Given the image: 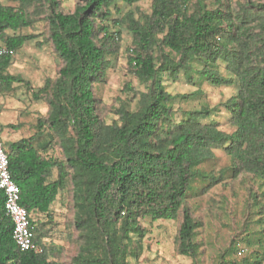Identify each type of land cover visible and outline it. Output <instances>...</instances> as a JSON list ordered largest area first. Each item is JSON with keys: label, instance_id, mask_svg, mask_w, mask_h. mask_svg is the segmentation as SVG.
Returning <instances> with one entry per match:
<instances>
[{"label": "trees", "instance_id": "trees-1", "mask_svg": "<svg viewBox=\"0 0 264 264\" xmlns=\"http://www.w3.org/2000/svg\"><path fill=\"white\" fill-rule=\"evenodd\" d=\"M9 1L16 5L0 0L1 42L18 52L34 41L36 36L20 31L32 26L31 10L42 8L62 65L53 81L46 79L31 92L32 99L47 104L46 116L36 119L29 137L4 143L19 204L44 250L16 247L0 191V264H137L145 251L141 222L177 219L175 252L197 264L195 232L201 224L187 207L188 197L204 195L241 173L264 187V0H245L236 10L231 0H214L211 8L203 0H151L149 13L128 11L111 24L117 3L133 6L140 0H79L71 13L62 12L60 0ZM120 25L131 37L128 69L147 87L133 95L134 109L121 104L117 119L106 124L98 115L93 86L111 66L109 57L119 53ZM12 59L0 57V96L21 84L30 89L8 72ZM220 63L228 77L218 70ZM164 75L172 82L182 76L198 90L173 96L161 83ZM204 83L236 86V94L211 108L181 111L177 119L173 102L197 96ZM221 110L229 114V133L210 120ZM54 145L60 157L49 154ZM217 151L229 165L205 170L207 163L215 166ZM68 190L76 250L62 262L56 259L57 247L41 242L54 222L51 206ZM259 195L264 199V191L248 189V207H256L262 218ZM235 244L219 253L216 264H264L259 251L240 261L227 259L232 248L244 252Z\"/></svg>", "mask_w": 264, "mask_h": 264}, {"label": "rangeland", "instance_id": "rangeland-1", "mask_svg": "<svg viewBox=\"0 0 264 264\" xmlns=\"http://www.w3.org/2000/svg\"><path fill=\"white\" fill-rule=\"evenodd\" d=\"M203 1L209 8L213 6L214 0ZM78 2L79 0H60V9L64 13H71ZM244 2L245 0H231V7L236 10L243 6ZM1 3L16 5L9 0H1ZM150 4L151 0H140L133 6L117 3L116 7L119 12L111 11L112 17L108 24H111V19L122 18L128 11H132L135 16L140 13L147 14L150 11ZM31 12L34 22L31 27L22 29L20 34H32L36 36V39L27 42L20 51L16 52L8 68L11 75L20 76L27 81L30 89H26L21 84L16 86L14 93L0 96V132L4 143L29 137L33 133L32 127L36 119L46 116L47 104L42 100L32 99L31 92L42 87L46 79L53 81L62 65L48 39V23L45 17L47 12L42 8L31 10ZM110 28L114 30L112 25ZM118 28L120 29L119 53L109 57L111 66L106 71L103 80L93 86L98 115L106 124H111L117 119L115 111L121 104H129L130 108L134 109L136 101L132 99L133 95L144 91L147 87V84L139 83L128 69L127 58L131 37L124 25ZM218 70L223 76L228 77L223 64L218 65ZM161 83L173 96L190 94L198 90V86L187 84L182 76L178 81L172 82L164 75ZM127 86H130L132 91H127ZM199 90L200 93L197 96L173 102L172 109L177 119L181 111L195 110L200 107L211 108L236 94V86L213 87L204 83ZM228 118L229 114L221 110L210 120L217 122L221 130L229 133L232 128L228 124ZM202 121L206 122L207 119ZM7 125L17 127L9 128ZM49 154L60 157L61 151L58 145H54ZM216 156L215 166L212 167L207 163L203 166L205 170L209 171L213 168L217 172L220 168L229 165V158L221 151H217ZM196 186L198 182L195 183ZM248 189L259 194L264 191V187L257 178L241 173L236 179L227 178L222 184L211 188L204 195L191 194L188 197L187 207L193 218L201 224L195 232V242L199 251L197 264H216L219 253L225 250L232 241L239 243L244 252L239 257L237 250L232 248L227 259L240 261L252 251L264 252V223H258V220H264V216L261 218L260 214H257L256 207H248V202H250ZM259 196L264 201L263 196ZM51 210L54 214V222L49 227L45 245L51 244L57 247L60 252L56 259L68 262L76 250L73 243L76 232L72 227L73 208L69 190L67 193H62V197L57 198ZM179 222L178 219L177 221L153 223L141 222V226L146 231L143 240L145 251L137 264H191L190 259L181 257L175 252V237Z\"/></svg>", "mask_w": 264, "mask_h": 264}, {"label": "built area", "instance_id": "built-area-1", "mask_svg": "<svg viewBox=\"0 0 264 264\" xmlns=\"http://www.w3.org/2000/svg\"><path fill=\"white\" fill-rule=\"evenodd\" d=\"M16 52L6 47L0 39V57H14ZM0 191L3 193V211L12 223V239L20 252L43 253V247L34 241L33 228L28 213L19 204V188L13 182L9 172V161L5 152L4 141L0 132ZM242 251L237 255L242 256Z\"/></svg>", "mask_w": 264, "mask_h": 264}, {"label": "crops", "instance_id": "crops-1", "mask_svg": "<svg viewBox=\"0 0 264 264\" xmlns=\"http://www.w3.org/2000/svg\"><path fill=\"white\" fill-rule=\"evenodd\" d=\"M13 141H15V140H13ZM45 240H46V239H43V241L41 242V244L44 245V246H46V245H45Z\"/></svg>", "mask_w": 264, "mask_h": 264}]
</instances>
